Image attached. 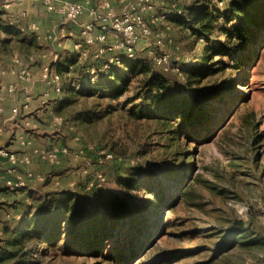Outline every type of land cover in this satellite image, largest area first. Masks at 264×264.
<instances>
[{"label":"rangeland","instance_id":"obj_1","mask_svg":"<svg viewBox=\"0 0 264 264\" xmlns=\"http://www.w3.org/2000/svg\"><path fill=\"white\" fill-rule=\"evenodd\" d=\"M166 1L167 5L157 7L156 13L149 17L152 36L143 45L138 44L136 55L150 59L157 51L168 54L170 65L160 71H168L178 88L184 90L183 70L197 64L206 44L195 41L185 28L163 18L171 6L170 0ZM178 2L183 4L186 0ZM20 36L15 32L9 39L7 34H0V42L7 45L3 50L6 55L36 50L29 42L23 43ZM214 38L227 43V49L213 58L210 62L213 69L192 88L193 93L188 92L200 98L209 91H219L225 97L223 104L211 113L208 126L211 134L203 141H191L186 133L172 134L177 129L173 124H164L134 110L143 103L141 100L130 103L136 80L117 101L101 97L98 92L78 96L54 111L65 122L54 124L51 131L59 133L67 153L75 157L73 171L87 178L90 174L95 177L91 168L96 165H87L88 160L91 162L101 152L113 153L115 160L103 166L107 170L106 180L89 193L77 184L62 185L65 183L62 178L51 176L54 169L47 177L40 175L41 183L32 187L29 201L21 197L12 201L13 205L5 208L1 205L0 238L4 235V224L21 218L26 206L36 204L52 191L69 188L77 189L96 204L107 203L114 194L128 196L131 204L145 212L152 222L150 227L161 225V233L131 264H264V39L249 66L237 70L238 55L229 49L235 41L227 42L221 33ZM79 40H73V44ZM95 49L96 46L88 49L87 56L78 58L79 63L98 60L94 59ZM72 54L68 46L58 61L63 62ZM116 54L117 51L111 52L109 57ZM229 86L232 88L228 89ZM82 112L86 114L79 118ZM67 138L70 145H65ZM80 151L84 154L80 155ZM182 165L188 177L180 187L174 207L154 210V195L149 188L164 189L172 197L176 190L169 186L171 178ZM134 171L139 173L140 180L146 181V188L127 193L119 182ZM239 224L249 230L233 236L232 229ZM146 232L136 237L135 243L138 238L144 239ZM129 242L126 237L116 235L112 245L131 251ZM37 264L110 263L100 257L63 255L53 250Z\"/></svg>","mask_w":264,"mask_h":264},{"label":"trees","instance_id":"obj_2","mask_svg":"<svg viewBox=\"0 0 264 264\" xmlns=\"http://www.w3.org/2000/svg\"><path fill=\"white\" fill-rule=\"evenodd\" d=\"M170 3L176 7L170 6L166 19L185 28L195 41L202 40L206 44L197 64L183 70L184 90L178 88L168 71L161 72V67H157L151 58L119 54V61L105 68L108 63L105 59L80 64L78 54L74 53L55 64L57 71L65 76L61 94L50 100L55 109L73 102L78 96H92L96 92L101 97L117 101L136 80L137 86L130 103L137 100L143 103L134 110L162 120L164 124H173L177 129L172 130V134L186 133L191 141H203L206 135L211 134L212 130L208 127L211 113L217 105L223 104L225 97L219 91H209L195 98L191 96L192 88L213 69L210 64L213 58L227 49V43L214 38L216 33L223 34L227 42L235 41L229 46L238 55L235 68L239 70L249 66L264 39V0H186L183 4L170 0ZM0 31L10 35L15 33L16 28L0 22ZM59 66L62 69L58 70ZM91 68L95 70L94 81L91 79ZM231 88L229 86L228 89ZM85 114L82 112L78 117L83 118ZM174 173L169 185L176 190L172 197L164 189L149 188L154 195V210L174 207L177 202L188 172L182 165ZM138 177L139 173L134 171L119 184L127 193L146 188V181ZM91 179L93 177L82 186L89 193L97 188L88 189ZM150 225L152 222L145 212L131 204L128 196L114 194L107 203L96 204L78 190L58 189L46 194L36 204L26 206L21 218L4 224V235L0 238V264H37L42 256L53 250H59L63 255L100 257L110 264H131L161 233V225ZM232 230L235 236L245 234L249 229L239 224ZM144 232L145 238H138L135 243L136 237ZM116 235L130 240L131 251L112 245Z\"/></svg>","mask_w":264,"mask_h":264},{"label":"crops","instance_id":"obj_3","mask_svg":"<svg viewBox=\"0 0 264 264\" xmlns=\"http://www.w3.org/2000/svg\"><path fill=\"white\" fill-rule=\"evenodd\" d=\"M98 1L89 0L87 13L78 22L73 23L64 20L58 14L48 12L40 2L24 1L19 4L13 0H0V22L15 26V32L21 35L20 39L23 43L27 41L36 47V50L26 54L13 51L6 55L3 50L7 45L0 42V85H15L16 87L15 94L4 93L3 100L0 102V149H6L18 157L17 162H12L0 156V203H11L21 197L29 201L33 194L32 187L41 183L38 177L51 175L52 169L55 173L51 176L62 178L65 182L62 185L66 187L73 186V184L79 187L84 186L86 180L93 177L91 174L90 178H87L85 174L75 173L72 169L75 165V157L68 153L61 151L57 160L50 163L40 159L35 151L55 147L60 150L65 148L63 138L59 133L51 131L54 124L59 125L54 120L58 115L54 114L56 109L50 101L43 98L44 93L51 89L41 78L42 68L51 66L57 70L53 56L55 53L61 55V52L68 46L73 53H76L73 40L80 38L84 24L91 21L88 12L96 8ZM132 1L134 0H109L115 13H120L124 6ZM153 3L154 10L146 14L148 20L156 13L157 7L167 5L166 0H153ZM23 13L26 14L24 17ZM0 34L6 35L2 32ZM7 36L11 39L12 34ZM114 40L113 35L110 34L109 42L113 43ZM145 41L142 40L140 45H143ZM40 47L43 48L37 51ZM15 59H20L25 66L30 68L33 75L31 81L27 82L17 75L18 66L14 62ZM64 78L63 75V80ZM27 95L32 97L30 109L14 114L13 109L20 107ZM55 96L52 94V98ZM66 142L65 145H70L68 138ZM27 159L28 163L22 161ZM106 171L98 165H93L91 168L94 176L98 173L105 175ZM28 172H32L33 177H27ZM18 175L26 180L24 191L13 192L1 186L5 180L15 179ZM3 207L5 208V205Z\"/></svg>","mask_w":264,"mask_h":264},{"label":"built area","instance_id":"obj_4","mask_svg":"<svg viewBox=\"0 0 264 264\" xmlns=\"http://www.w3.org/2000/svg\"><path fill=\"white\" fill-rule=\"evenodd\" d=\"M16 3H22L24 1L40 2L42 3L48 12L55 13L68 22H78L86 13L89 0H13ZM172 8L176 6L172 4ZM154 10L153 0H134L127 3L120 13H115L110 6L109 0H99L96 8L91 9L88 13L91 17V21L84 24L81 33L80 40L75 44L76 53L78 58L87 56L88 49L96 46L94 59L107 60L105 68H109V64H113L119 61V54H125L129 57L136 56V49L138 44L142 40H148L152 36L151 24L146 18V14ZM26 14L23 13L24 17ZM167 14L163 16L166 18ZM23 31V30H22ZM110 34L114 37V42L110 43ZM161 47L160 44L157 45ZM117 51L116 56L109 57L111 52ZM120 52V53H119ZM55 64L60 59L59 53H55ZM152 61L157 67L167 68L170 65V56L162 51H157L151 56ZM15 64L18 66L17 75L29 82L32 80L33 75L29 67L25 66L20 59H15ZM91 79L94 81L95 70L91 68ZM41 78L51 90L44 93L43 98L46 101L52 99V94L60 95L61 87L63 83V75L51 66H44L42 68ZM4 93L15 94V85H0V102L3 100ZM31 96H25L22 100L20 107L14 108L13 113L19 114L20 111H28L30 109ZM1 112V107H0ZM55 123L61 125L63 123L62 117H55ZM67 154L68 150L62 148L42 149L36 150L35 154L42 159L53 163L57 160L60 152ZM80 155L84 154L83 151L79 152ZM0 156L10 159L12 162H17L18 157L7 151L6 149H0ZM115 160V156L111 152H101L90 162L87 161V165L96 164L98 166H105ZM28 163L29 160H22ZM87 173V172H86ZM27 177H33L32 172H28ZM106 180L105 176L98 173L88 184V189L98 187L102 182ZM3 187L10 191H16L26 187V180L18 175L15 179H8L3 182Z\"/></svg>","mask_w":264,"mask_h":264}]
</instances>
